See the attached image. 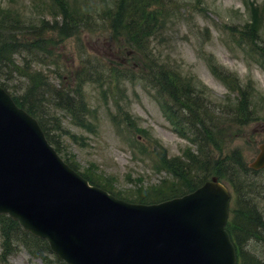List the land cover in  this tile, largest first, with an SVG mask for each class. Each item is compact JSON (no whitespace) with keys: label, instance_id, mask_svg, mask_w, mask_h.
<instances>
[{"label":"rangeland","instance_id":"obj_1","mask_svg":"<svg viewBox=\"0 0 264 264\" xmlns=\"http://www.w3.org/2000/svg\"><path fill=\"white\" fill-rule=\"evenodd\" d=\"M68 1L81 12L86 11V5L91 6L93 12L104 6V0ZM38 2L0 0V7L10 8L38 25L42 17L50 19L52 5L51 0H42L44 5L36 9L34 5ZM164 2L172 16L163 22L162 30L148 38L156 65L176 73L183 85L198 95L199 104L190 115L203 116L213 128L218 127L217 132L220 130L224 134L219 136V145L224 144L220 157L234 150L232 154H238L240 162L249 168L260 142H264V0ZM250 5L256 9L255 24ZM122 40L97 30L84 32L76 40L68 37L58 44L56 51L60 57L57 63L60 66L54 69L62 77H57L53 71L46 73L54 84L58 82L65 88H74L69 85L68 71L79 64L78 51H75L78 47L94 61L113 64L120 77L107 76L108 72L102 70L105 84L82 82L75 94L79 106L73 114L78 119L73 118L69 110L55 107L46 94L38 95L41 98L39 114L45 131L50 133L63 158L74 161L79 171L91 169L90 173L101 176L104 184L115 193L139 199L144 191L150 197L152 192L146 191L147 188L161 184L160 181L178 185L177 178L169 175L160 164L162 158L175 165L173 170L181 169V175H188L193 182L202 174L187 156L196 159V156L204 155L217 157L219 153L214 151L212 144L208 146L212 139L204 145L199 136L189 132L186 107L181 102H173L169 95L156 93L155 87L146 84V78L139 70L140 63H132L128 56L130 50L118 45ZM131 64L137 65L139 70L132 74L139 75L126 78L121 70L130 69ZM23 81V76L12 75L7 81L8 91L19 94L22 92L19 85ZM166 108L175 119L174 124L168 120ZM240 110L247 112L246 118ZM188 138H193L191 143ZM253 178L257 184L264 182V170ZM241 179L247 182L243 174ZM257 197L258 209L264 217V192L258 193ZM30 244L35 243L30 241ZM246 245L264 264V245L254 239ZM2 250L0 243V255ZM45 254L50 258L48 252ZM0 264L44 263L28 254L25 245L17 241L13 251L5 257L0 256Z\"/></svg>","mask_w":264,"mask_h":264},{"label":"water","instance_id":"obj_2","mask_svg":"<svg viewBox=\"0 0 264 264\" xmlns=\"http://www.w3.org/2000/svg\"><path fill=\"white\" fill-rule=\"evenodd\" d=\"M250 166H264V143ZM229 199L214 176L150 204L90 185L0 86V214L68 264H235L225 230Z\"/></svg>","mask_w":264,"mask_h":264},{"label":"trees","instance_id":"obj_3","mask_svg":"<svg viewBox=\"0 0 264 264\" xmlns=\"http://www.w3.org/2000/svg\"><path fill=\"white\" fill-rule=\"evenodd\" d=\"M37 1H39L37 5H34L36 9L42 4L44 5L42 0ZM51 3L50 19L42 17L38 25L31 23L32 19H24L19 13L10 8L0 7V85L9 90L10 87H8L7 81L12 75L24 77L23 84L19 85L22 92L17 94L10 91V95L19 106L39 120L41 128L45 131L42 116L39 114L41 100L39 94L49 95L55 107L69 110L72 117L77 118L76 114H73L79 106L75 94L82 82L105 84L104 79L106 78L100 72L102 70L108 72L107 76L120 77V73H115L118 69L113 68V64L94 61L89 54L85 56L84 52L78 47L75 51H78L76 57L79 64L71 72L68 71L69 80L72 82L69 85L74 88H65L58 82L54 84V81H51L46 73L47 71H53L57 74V77H62L59 71L54 69H58L60 66L57 63L60 57L56 51L58 44H62L64 39L68 37H73L76 40L84 32L97 30L107 33L111 38L123 39L118 45L120 48L130 50L128 56L132 59V63H140L142 67L140 66L139 70L141 76L146 78V84L155 87L156 91L154 92L156 93L163 92L169 95L173 102H181L182 106L186 107L185 113L187 114L185 115L189 132L199 136V141L204 145L212 139L214 143L210 141L208 146L212 144L214 151L219 153V156H217L218 158L210 155L196 156V159L187 156L190 158L192 165L197 166L202 174L193 182H190L188 175H181V169L173 170L172 166L175 165H170L169 161L166 162L162 158L163 162L161 161L160 164L170 173H173L174 177L177 178L178 185H175V182L168 184L160 181L161 184L150 185L147 188L146 191L152 192L150 197H147L144 191L140 193L141 197L139 199H131L130 196L117 191L115 194L112 189L104 184L101 176L98 177L94 173H90L92 172L91 169L89 171L86 168L80 173L90 183L107 188L114 195H119L127 200L149 203L181 195L201 184L206 177L217 175L219 179L229 182L235 194V205L231 210L232 216L227 230L232 237L234 246H236L238 264H263V261L253 254L246 245L251 239L264 245V217L257 206V194L264 192V182L257 184L253 178L263 169L254 171L245 167L240 162L238 154H232L234 150H231L227 156L220 157L224 144L219 145V143L221 144L219 136L223 133L220 130L217 132L216 128L218 127L213 128V125L205 120L203 116L201 117L196 113L190 115L191 110L199 104L197 101L199 99L198 95H195L192 90L189 91L188 86L183 85L182 80L178 78L176 73L156 65V59L150 53L148 38L162 30L163 22L172 16L167 12L168 6L164 0H104V6L100 9L96 8L95 12L90 10L91 6L89 5L85 6L86 11L81 12V9L77 10L68 0H51ZM254 13L256 14V9ZM165 16L166 19H164ZM256 22L257 20L254 18L253 24ZM44 64H48L47 68L41 67ZM51 65H53L52 70ZM139 70L137 65L131 64L130 69H122L121 71H123V76L126 78H133V76L136 77L139 74L134 75L132 73L139 72ZM59 86L60 88H58ZM108 87L111 88L112 86L108 85ZM239 106H241V103ZM170 109L172 110L171 107ZM240 111L242 117L246 118L247 112ZM45 135L49 142L54 144L50 133L45 131ZM55 148L58 152L56 146ZM65 161L78 170L74 161L68 158H65ZM177 163L179 164V162ZM236 168L238 170H235ZM242 174L247 182L241 179ZM238 182L240 183L237 185ZM0 240L3 249L1 257H5L9 251H13L14 243L20 241L25 245L28 253L41 258L46 264H52V262L63 264L57 257L51 255L48 258L45 254L46 252L49 253L47 243L32 237L29 233H25L18 222L11 220L7 215H0ZM30 241L35 244H30Z\"/></svg>","mask_w":264,"mask_h":264}]
</instances>
